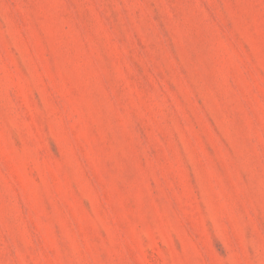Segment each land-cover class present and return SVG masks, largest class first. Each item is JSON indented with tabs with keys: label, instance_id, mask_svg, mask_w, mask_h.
<instances>
[{
	"label": "rangeland",
	"instance_id": "374dc122",
	"mask_svg": "<svg viewBox=\"0 0 264 264\" xmlns=\"http://www.w3.org/2000/svg\"><path fill=\"white\" fill-rule=\"evenodd\" d=\"M0 264H264V0H0Z\"/></svg>",
	"mask_w": 264,
	"mask_h": 264
}]
</instances>
